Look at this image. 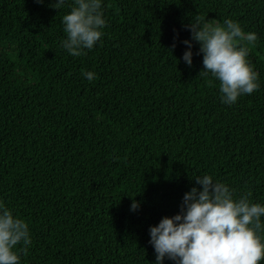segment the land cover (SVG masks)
<instances>
[{
  "label": "trees",
  "instance_id": "16d2710c",
  "mask_svg": "<svg viewBox=\"0 0 264 264\" xmlns=\"http://www.w3.org/2000/svg\"><path fill=\"white\" fill-rule=\"evenodd\" d=\"M54 2L0 0V199L30 226L21 264H155L150 227L204 174L264 204V0H104L79 57ZM226 19L258 36L241 43L260 89L231 106L199 43L183 61L187 25Z\"/></svg>",
  "mask_w": 264,
  "mask_h": 264
},
{
  "label": "clouds",
  "instance_id": "9594fccd",
  "mask_svg": "<svg viewBox=\"0 0 264 264\" xmlns=\"http://www.w3.org/2000/svg\"><path fill=\"white\" fill-rule=\"evenodd\" d=\"M43 4L44 0H37ZM104 0H55L50 7L61 10L67 4L70 12L63 15L66 37L61 47L79 57L93 49L104 36L107 20ZM191 40H184L187 50L183 61L192 66L193 41L199 43L204 70L219 81L220 99L233 105L242 95L260 89L259 73L249 57V48L241 42L254 43L257 33L245 32L238 21L226 19L195 21L186 26ZM176 45H173L175 48ZM89 81L96 78L91 71L82 73ZM193 187L185 193L179 214L164 217L149 229V243L155 250V264H261L264 261V204L253 203L250 194L235 197V190L212 175L197 176ZM140 207L133 202L132 210ZM32 244L29 223L14 215L0 199V264H21ZM18 246H20L18 248Z\"/></svg>",
  "mask_w": 264,
  "mask_h": 264
}]
</instances>
